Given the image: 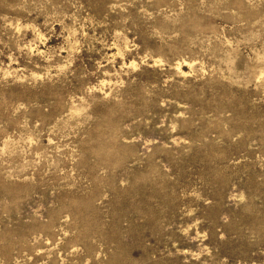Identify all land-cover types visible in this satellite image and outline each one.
Returning a JSON list of instances; mask_svg holds the SVG:
<instances>
[{
    "label": "rangeland",
    "instance_id": "374dc122",
    "mask_svg": "<svg viewBox=\"0 0 264 264\" xmlns=\"http://www.w3.org/2000/svg\"><path fill=\"white\" fill-rule=\"evenodd\" d=\"M0 264H264V0H0Z\"/></svg>",
    "mask_w": 264,
    "mask_h": 264
}]
</instances>
